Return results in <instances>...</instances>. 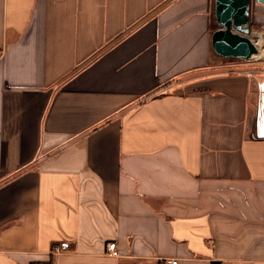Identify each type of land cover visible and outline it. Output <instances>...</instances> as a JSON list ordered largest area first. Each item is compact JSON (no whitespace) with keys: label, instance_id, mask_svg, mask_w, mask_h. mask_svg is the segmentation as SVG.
<instances>
[{"label":"crops","instance_id":"obj_1","mask_svg":"<svg viewBox=\"0 0 264 264\" xmlns=\"http://www.w3.org/2000/svg\"><path fill=\"white\" fill-rule=\"evenodd\" d=\"M217 28L215 0H0V264H264L259 75Z\"/></svg>","mask_w":264,"mask_h":264},{"label":"water","instance_id":"obj_2","mask_svg":"<svg viewBox=\"0 0 264 264\" xmlns=\"http://www.w3.org/2000/svg\"><path fill=\"white\" fill-rule=\"evenodd\" d=\"M252 2L253 0H215L218 28L213 32L212 46L216 55L244 61L256 59L258 48L249 37Z\"/></svg>","mask_w":264,"mask_h":264},{"label":"built area","instance_id":"obj_3","mask_svg":"<svg viewBox=\"0 0 264 264\" xmlns=\"http://www.w3.org/2000/svg\"><path fill=\"white\" fill-rule=\"evenodd\" d=\"M260 32V31H259ZM258 31L253 33L251 36L252 41L258 48V54L255 61L261 60L264 61V58L259 57L260 46L256 42L261 41V46L264 48V39L258 40L257 33ZM254 39L256 41H254ZM255 75L258 74V81H257V101H256V111H255V127H254V137L256 139H264V68L256 70L253 72ZM71 247L70 241H62L61 243L54 244L52 248V252L54 254L60 253L61 251L67 250ZM107 250L112 253L113 255H118V250L116 247V242H109L107 245ZM169 264H177V259H170L168 260ZM49 264H53L50 262Z\"/></svg>","mask_w":264,"mask_h":264},{"label":"rangeland","instance_id":"obj_4","mask_svg":"<svg viewBox=\"0 0 264 264\" xmlns=\"http://www.w3.org/2000/svg\"><path fill=\"white\" fill-rule=\"evenodd\" d=\"M252 34H251V36H252ZM235 63L236 64H234V66L237 65L238 67H244V69H247V68L250 69L251 68L253 70L252 72L264 68V61H261V60H257V61L250 60V62L238 60V61H235ZM237 66H235V67H237Z\"/></svg>","mask_w":264,"mask_h":264},{"label":"bare ground","instance_id":"obj_5","mask_svg":"<svg viewBox=\"0 0 264 264\" xmlns=\"http://www.w3.org/2000/svg\"><path fill=\"white\" fill-rule=\"evenodd\" d=\"M257 39L258 40H263L264 39V32H259V33H257ZM254 41H256L255 39H254ZM257 44H258V46H260V51H259V57L260 58H264V48L260 45L261 44V41L258 43V42H256Z\"/></svg>","mask_w":264,"mask_h":264},{"label":"trees","instance_id":"obj_6","mask_svg":"<svg viewBox=\"0 0 264 264\" xmlns=\"http://www.w3.org/2000/svg\"><path fill=\"white\" fill-rule=\"evenodd\" d=\"M153 92H155V91H153ZM152 93H149V96L151 95Z\"/></svg>","mask_w":264,"mask_h":264}]
</instances>
